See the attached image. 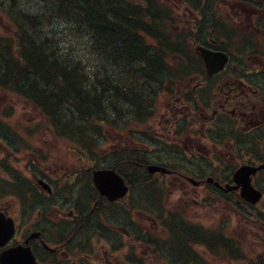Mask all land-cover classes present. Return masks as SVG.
Here are the masks:
<instances>
[{
    "label": "flooded vegetation",
    "instance_id": "flooded-vegetation-1",
    "mask_svg": "<svg viewBox=\"0 0 264 264\" xmlns=\"http://www.w3.org/2000/svg\"><path fill=\"white\" fill-rule=\"evenodd\" d=\"M195 7V14L191 17L197 38L195 45L223 53L226 64L220 73L209 77V81H199L196 84L195 109L183 113L182 124L186 131L170 130L163 139V144L178 154V160L171 154V157H166L167 160H163L160 165L165 169L164 176L184 184H193L197 188L195 200L199 209L203 208V204L211 203L212 201L207 200L213 199V196L228 203L230 207L235 205L238 209L232 211L242 222L257 225L255 234L264 240V210L261 212V193L264 200V0H200L196 2ZM204 88H208V98L205 96ZM166 122L170 123L171 120L168 119ZM126 163L123 164L120 160L109 167H118L127 175L123 169ZM107 164L101 163L104 167H107ZM129 164H132V161ZM242 166L258 168L251 176L249 175L253 189L244 194L245 197L251 198L258 193L259 202L256 205L243 198L240 184L232 187L235 184L233 174ZM149 175L154 178V174ZM20 179V189L22 192L26 191L25 181ZM125 181L130 187L129 182ZM150 181L151 178L148 179V182ZM78 186L79 193L83 192L85 209L91 214L88 217L80 212L78 218L82 228L94 225L95 220L101 224V230L95 237L97 242L102 240L109 249H112L111 252L107 250L104 252L108 264H144L137 256V244L141 246L140 256L160 258L165 261L163 264H184L186 259H196L195 255L186 250L185 245L173 252L169 249L168 241L165 240L163 245L161 234L154 235V231L148 230L149 226L141 222L140 216L148 218L142 209H130L128 223L124 220V223L105 225L102 222L104 211L115 205L118 210L113 209V215L110 213L113 217L108 218L113 221L117 214H122L120 199L124 201L127 199L128 203L133 202L128 198L129 193L126 192L123 197L110 201L98 195L91 178L90 186L79 182ZM22 196L27 211L34 207L43 210L48 203L47 195L42 192L34 195L31 187L25 194L22 193ZM54 199L58 203L51 200L49 206L50 209L53 208V218L76 219L77 215H74L73 211L79 209L78 206L81 204L79 201L70 203L72 208L63 210L56 205L59 203L69 205L66 199L57 197ZM144 201L148 205H153L148 200ZM25 216L29 218V215ZM123 219L117 221L121 222ZM148 220L153 229L152 219ZM228 220L231 221L233 218L229 217ZM30 221L22 219L19 222V236L17 239L14 238L11 245L23 244L29 233L33 229L37 230L38 226L39 237H31L28 245L33 248L40 261L47 262L45 264H77L73 261L70 263L62 261L61 257L67 253L54 247L56 242L62 241L58 238L61 226L53 223V219L51 221L41 217L35 218L36 223L31 229ZM171 228L173 227L163 226L162 231L166 234ZM45 232L51 235L55 233L54 239H44ZM200 233L198 230L189 238L197 239ZM121 237L125 240L121 241ZM206 237L212 243L215 242L213 236ZM178 238L180 243L182 237L179 235ZM125 241L129 246L121 253L119 250ZM44 243L54 249H46ZM226 243L230 245L229 242ZM58 244L60 243H56V246Z\"/></svg>",
    "mask_w": 264,
    "mask_h": 264
},
{
    "label": "trees",
    "instance_id": "trees-1",
    "mask_svg": "<svg viewBox=\"0 0 264 264\" xmlns=\"http://www.w3.org/2000/svg\"><path fill=\"white\" fill-rule=\"evenodd\" d=\"M8 1L9 11L19 7L20 0ZM36 3L59 10L61 20L72 26H42L52 28L49 33L21 24ZM150 5L133 0H27L25 7L5 12L14 31L0 37V87L51 115L58 132L82 142L94 158L100 132L92 136L93 129L129 107L140 117L155 84L177 75L173 67L183 44L167 22L168 10Z\"/></svg>",
    "mask_w": 264,
    "mask_h": 264
},
{
    "label": "rangeland",
    "instance_id": "rangeland-1",
    "mask_svg": "<svg viewBox=\"0 0 264 264\" xmlns=\"http://www.w3.org/2000/svg\"><path fill=\"white\" fill-rule=\"evenodd\" d=\"M196 1L198 2L200 0ZM163 2L174 10L176 15L178 16V19L185 16V10L183 9V7L178 6L174 0H163ZM25 5H27V0H20L19 7L16 6L13 9L11 8L10 10L12 11L17 8L25 7ZM11 11H9L8 9L1 10L0 7V37H7L14 31L13 27L11 25H8L3 17L5 12L8 14V12ZM61 29L65 30L66 28L64 26H61ZM186 45L188 46L190 51V45L188 43H186ZM191 62H194V59H192ZM185 65L186 67L191 66L190 63H185ZM161 99L162 97L160 95L158 96V98L156 96L154 103L150 104L149 113L153 111V116L147 120L149 124L144 123L139 126L133 124L132 126L125 127L126 125H130L135 121L139 122L140 118H143V116L139 117L134 115L135 113L131 112L132 107H129V109L127 108L129 110L128 112L120 116L114 115V120L104 122L102 125H100L99 130L93 129L92 136H96L97 131L100 132V136H103L102 140H100V144L94 147L95 151L97 153L100 152V154L103 156L112 154L121 147L127 149L131 148L133 149V151H135L134 154L132 153L133 158L129 159V161H124L121 159L122 161H124V163L127 162V165H124L123 169L125 172L130 174V177L134 183L136 193L139 197L142 198V200H148L152 202L153 206L156 207V210L159 209L160 211L162 209L159 208V205L160 203H162L164 210L162 213L157 211L156 218L166 219V221L164 222L169 224L171 227H173L172 229H175L176 231L173 232L174 237L181 234V226H185L187 229H192L193 231L191 232L195 233L199 229L202 230L197 225L198 222L205 225L211 224L213 227H215L216 224H225V227L223 229L224 231L222 233L225 235H229L230 237L229 240L227 239L231 244L230 251L212 247L211 251L214 253L212 255L204 248V246H198L194 241L191 242L189 236L187 235L185 239V247L187 251H191L192 248L195 249V260L201 263L204 262L209 264H264V240L260 239L255 234L258 226H254L253 224L245 221L242 222V220L236 214L232 217L233 220L226 222L224 216L229 218L232 213V210L228 203L221 201L218 197L213 196V200H211V203H205L203 204V208L199 209V206L195 200L198 190L196 187H194L193 184H184L174 181L170 177L164 179L165 177L161 176L159 177V179L154 181L159 183L161 189H159V186H152V184L149 185L144 183L141 164L146 161V157L147 162H150L151 159L167 160L166 157L169 158L171 157V154H173L178 160V154L175 152V150L167 148L168 145H166L165 143L163 144L162 142H155L154 145L160 148V150L153 154H147V147L145 144L133 143L132 141L130 142V140L127 139L126 136V131H131L139 139L140 142H149L160 139L161 135L159 134L158 126L160 120L159 115L165 112V110L172 112V109L168 108L170 104H166L165 101L161 103ZM8 103L14 105H10L11 108H14L13 112L11 111L12 113L9 112L10 114L4 113L0 110V141L1 139L5 141L4 139L8 138V140L17 147V145L22 144V141L19 138H14L13 134L11 136L7 135V138L2 136L5 135L4 130L7 128L16 129L17 127H24L25 123H35L38 121L41 122L40 124L43 127V121H41V117L37 112L30 109L31 106L29 107L28 104L23 103L17 97H7L4 93L0 92V108L8 106ZM145 108L147 109V105H145ZM150 116L151 115H147L146 118H149ZM50 133L51 132L47 127L35 133L36 138H38L37 141L39 142L38 144H34L37 145V148H39L36 149V153H39L41 155V151L44 154L43 158L45 160L41 162L35 161V163L32 164L33 170H36L41 174L39 175L40 178L45 177L53 181L57 180L58 176H61L63 173H65L62 179L67 181L70 186H55V191L59 193V195L57 196L63 198V200L66 199L68 203L79 201L81 203V207L78 206L80 212H82L84 216L89 217L91 214H88L87 210L85 209V202H81L79 199L80 190H77V187L73 186L72 184V181L74 179V172L83 171L88 166L85 162L81 164L75 163L73 161V158L71 157H74L73 153L69 155L65 150L62 151V147L67 143L61 138H53ZM8 148L10 150L12 149L11 146H9ZM9 149H7L6 145L4 147L0 144V158L7 157L8 159H11L14 162L13 165L15 166V168H18V172L21 176L31 177L32 167H30L29 163L31 162L30 160L36 158L34 157V154L25 150L24 147H22V150L19 153H11ZM61 152L69 156L61 157ZM27 155L28 158L26 157ZM130 155L131 154H129L128 157ZM139 160L140 162H138ZM177 160L174 161L177 162ZM131 161L132 164L128 165V163ZM169 162L172 163L171 161ZM72 167H74L75 169L73 170ZM81 176H84V173H81L79 175V177ZM36 178H38V176H36ZM8 179H10L9 175H7L0 166V187L2 186V183L7 182ZM183 186L185 187L184 189L182 188ZM28 190L29 188L22 193L25 194ZM2 195L4 196L1 189V207L13 208V197L6 194L4 196L5 198H3ZM81 195H83V192L81 193ZM150 206L153 208L151 204ZM262 207H264V203L261 204V208ZM9 211L13 214L11 210ZM178 212L181 213L184 217L179 216ZM261 212H263V210ZM107 214L108 213L105 214L104 218L113 217L112 212V215L110 213L108 215ZM121 218H124V215L117 214V216L113 218V222H116V219ZM140 220L144 225L149 226L148 230L152 231V226L150 227L151 222L150 220H148V218L140 216ZM111 221L112 220H104L103 223L105 225H108L109 223H112ZM100 226V223H96L90 226V232L92 234L90 238L98 235V231L101 230ZM87 229L88 227L82 228L81 225L77 230L84 231ZM92 240L95 239L93 238ZM232 241L233 243H231ZM105 244L106 243L102 240L98 243L91 244V247L93 248V252L91 253L93 264H108V260L104 258V252L106 250ZM127 246H129V244H127L125 241L123 247L119 250V252L122 253ZM86 248L88 249V244L86 245ZM140 249L141 246L137 244V256L143 261L144 264H163V260L140 256ZM198 252L201 253V257H199ZM192 260H187L188 263L186 262L185 264H196V262L192 263Z\"/></svg>",
    "mask_w": 264,
    "mask_h": 264
},
{
    "label": "bare ground",
    "instance_id": "bare-ground-1",
    "mask_svg": "<svg viewBox=\"0 0 264 264\" xmlns=\"http://www.w3.org/2000/svg\"><path fill=\"white\" fill-rule=\"evenodd\" d=\"M10 1H5L4 3H3V5L2 6H0L1 7V10H5V9H7V8H9L10 7ZM19 5V4H18ZM46 4H44V3H40V4H37L36 3V6H33V7H31V12H30V15L32 16H30V18L29 17H23L22 19H20V21H21V24H24V23H27V24H29L30 26H34L35 27V29L36 30H38V31H45L44 29H46V31L47 32H49V33H51L52 31H53V29L51 28L50 30L48 29V27H55V28H57V27H61V26H64L66 29H69V27H71L72 25H69V22L68 21H64V20H61V17H60V15H59V10H56V9H54L53 7H46L45 6ZM4 6V9H2V7ZM17 6V5H16ZM15 6V7H16ZM14 7V8H15ZM45 10V11H44ZM42 13L43 15L41 16V17H38V15H40V14ZM34 17H38V18H36V19H34ZM6 22L8 21V20H5ZM8 23V22H7ZM8 25H10V23H8ZM42 26H48V27H42ZM18 28H20V29H22V27H21V25H18ZM24 28V30L25 31H27V29L25 28V27H23ZM31 28H33V27H29V29H31ZM12 34V33H11ZM10 34V35H11ZM98 144H100V142H95L94 143V147L95 146H97ZM71 150L70 149H67L66 150V153H68L69 155L71 154ZM84 152H86V150H85V148H82V149H79V150H76L75 151V153L76 154H81V153H84ZM100 155V153H95V156H99ZM91 159H93V156H91V155H87V156H85L84 158H82V159H80L79 161H78V164H81V163H86V162H88L89 160H91ZM45 159L43 158V156H39L38 158H37V161H44ZM92 166H94V168L96 169L97 168V164H92ZM89 172H91V173H94V171L95 170H91V169H89V168H86ZM39 175H41L38 171H32L31 172V177L33 178H35V179H39L40 178V176ZM36 176H38V178H36ZM42 178V177H41ZM3 180V179H2ZM6 180V179H5ZM22 193V189H20V190H17V191H15V192H13V191H5V192H3V194H4V196L6 195V194H8L9 196L11 195V196H14V195H17V194H21ZM3 196V195H2ZM93 221H94V219H93ZM97 223V220H95L94 221V224H96ZM46 225V224H45ZM44 225V226H45ZM70 229H73V230H75V232L77 231V225L76 226H73V227H71ZM74 232V233H75ZM55 234V233H54ZM54 234H49V233H46L45 235H44V239H50V238H53L54 239ZM58 236L59 237H62V235H59L58 234ZM59 239H62V241H65V239L64 238H59ZM192 261H194V262H196V264H203V263H201V262H199V261H197V260H195V259H193Z\"/></svg>",
    "mask_w": 264,
    "mask_h": 264
},
{
    "label": "water",
    "instance_id": "water-1",
    "mask_svg": "<svg viewBox=\"0 0 264 264\" xmlns=\"http://www.w3.org/2000/svg\"><path fill=\"white\" fill-rule=\"evenodd\" d=\"M106 175H107V172H103V171L95 172L94 173V182L101 192L106 193L110 197L114 198L116 196V195H113L115 193V190L110 189L108 187L111 176L110 175L106 176ZM106 186L108 188H106ZM0 222H1V219H0ZM1 230H0V237L4 233H6V237L9 235L7 228L3 227V228H1ZM12 252L13 251H10L5 255V257L7 258V262L5 260H3L2 264H13L15 262V260H17V259L20 260L21 264H31V263H25V261L21 259V258L25 259L24 255L26 256V253H24V251H18L17 250V251H14V253H12ZM13 258H14V261H13Z\"/></svg>",
    "mask_w": 264,
    "mask_h": 264
}]
</instances>
